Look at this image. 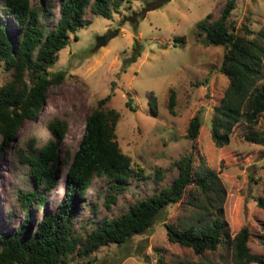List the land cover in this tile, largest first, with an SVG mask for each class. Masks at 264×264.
Instances as JSON below:
<instances>
[{"label": "rangeland", "instance_id": "1", "mask_svg": "<svg viewBox=\"0 0 264 264\" xmlns=\"http://www.w3.org/2000/svg\"><path fill=\"white\" fill-rule=\"evenodd\" d=\"M38 1L46 7L47 18H40L41 24L50 29L58 17V2L29 0L31 4ZM223 2L122 0L109 18L93 13L88 6L84 9L82 18L88 24L76 28V40L68 33L67 43L48 67L49 72L64 70V78L47 89L36 117L25 119L10 145L0 148V233H11L23 222L25 214L17 195L21 189L31 187L26 167L15 157L16 148L29 142L39 147L49 137L45 121L53 116L65 120L55 167L56 184L46 194L42 207L29 211L24 225L31 233L38 218L60 199L64 170L77 147L84 116L96 100L109 94L106 105L119 114L115 125L117 145L130 158L131 168L141 172L109 209L102 205V193L97 195L105 181L94 177L76 207L75 228L84 232L102 217L119 214L129 203L167 186L176 174L173 162L190 153L192 171L199 166L210 169L223 188L213 195V206L209 208L211 217L220 209L221 241L214 250L195 254L167 239L164 224H195L193 219L200 213L190 199L196 188L188 185L181 200L162 208L143 232L131 235L122 244L98 247L87 256L90 261L73 258L71 263L234 264L229 238L242 226L249 231V253L264 259V208L256 203L258 197L264 200V144L244 139L249 133L264 137V112L254 125H233L226 145L215 147L209 135L212 108L227 84L219 71L223 48L204 44L194 25L207 14L215 18ZM5 21L8 35L13 36L11 22L7 18ZM227 23L238 34H243L244 25L251 32L248 38L264 34V0H235ZM257 37L264 47V35ZM135 53L139 55L132 60ZM6 78L7 72L0 65V85ZM256 86H264V57ZM170 89L175 94L171 114L166 107ZM128 98L129 106L125 103ZM193 115L199 117L200 126L196 138L190 140L185 133ZM156 169L162 175L154 179Z\"/></svg>", "mask_w": 264, "mask_h": 264}, {"label": "trees", "instance_id": "2", "mask_svg": "<svg viewBox=\"0 0 264 264\" xmlns=\"http://www.w3.org/2000/svg\"><path fill=\"white\" fill-rule=\"evenodd\" d=\"M57 2L56 22L46 29L40 20L47 18L46 7L39 1L31 4L29 0H1L0 65L7 72L6 80L0 85L1 149L7 148L15 139L25 119L36 117L44 104L47 89L64 78V70L49 72L48 67L67 43L68 33H72L76 40V28L88 24L82 18L84 9L88 6L93 13L109 18L112 12L118 11L122 0ZM234 4L235 0H224L215 18L207 14L194 25L204 44L223 48L219 71L227 84L209 118V135L215 147L228 143L233 125L238 122L254 125L264 112V86H256L261 78L264 57V47L257 36L264 34L261 32L248 38L251 32L244 25L243 34L235 33L233 26L227 23ZM5 18L13 26V36L7 33ZM176 40L180 42L182 38L176 37ZM138 55L135 53L132 60ZM108 99L109 94L96 100L84 116L77 147L64 170L60 199L51 211L38 218L31 233L24 225L29 211L42 207L46 194L56 184L55 167L66 129L65 120L53 116L45 121L49 137L39 147L29 142L16 148L15 157L26 167L31 187L21 189L17 195L19 208L25 214L23 222L11 233H0V264H72L73 258L78 262L90 261L87 256L98 247L108 243L122 244L131 235L147 229L162 208L181 200L188 185L196 188L197 192L191 193L190 199L194 200L200 213L193 219L195 224H164L167 239L190 248L195 254L212 251L219 245L222 234L220 209L211 217L209 208L213 206V195H218L223 188L210 169L199 166L192 171L190 153L173 162L176 174L167 186L129 203L119 214L102 217L84 232L75 228L76 207L94 177L105 181L103 190H99L97 195L102 193V205L109 209L116 203L117 196L127 189L129 181L141 172L139 168H131L130 158L117 145L115 125L119 114L106 105ZM129 100L125 101L128 106ZM147 102L154 113L150 97ZM174 102L175 94L170 89L166 105L170 114ZM199 126V117L193 115L187 123L186 138L194 140ZM244 139L264 144V137L256 133L246 134ZM192 174H195L194 178ZM161 175L156 169L153 178ZM256 203L264 208L261 197ZM248 237L247 227L242 226L229 238L234 264H264L263 258L249 253L246 246Z\"/></svg>", "mask_w": 264, "mask_h": 264}]
</instances>
